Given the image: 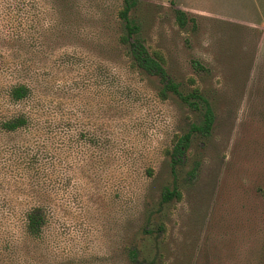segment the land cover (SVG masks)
Returning <instances> with one entry per match:
<instances>
[{
	"label": "rangeland",
	"instance_id": "1",
	"mask_svg": "<svg viewBox=\"0 0 264 264\" xmlns=\"http://www.w3.org/2000/svg\"><path fill=\"white\" fill-rule=\"evenodd\" d=\"M49 2L0 0V123L32 119L30 131L0 130V264H130L132 247L155 264H264V0H141L130 14L181 89L193 77L215 113L210 137L189 151L201 160L198 175L179 180L182 199L150 219L153 234L143 232L140 210L171 184L166 151L198 117L176 97L161 101L159 82L131 68L116 44L121 0H69L61 17ZM176 8L196 18L194 30L178 28ZM57 21L65 32L54 26L44 52L8 41ZM193 60L208 73H195ZM19 83L31 96L13 102L9 90ZM105 129L114 149L101 160L94 146ZM48 137L49 177L41 181L31 152ZM39 182L46 198L35 196ZM38 203L49 220L32 238L25 212Z\"/></svg>",
	"mask_w": 264,
	"mask_h": 264
},
{
	"label": "trees",
	"instance_id": "2",
	"mask_svg": "<svg viewBox=\"0 0 264 264\" xmlns=\"http://www.w3.org/2000/svg\"><path fill=\"white\" fill-rule=\"evenodd\" d=\"M36 2L37 0H30ZM48 1V0H39ZM53 10L57 12L58 17H61L60 10L63 9L69 0H49ZM141 0H121V8L116 11V18L121 22L123 26V33L119 34L116 38V44L119 48H123L126 57L129 60L130 66L135 71L137 70L140 74L155 78L160 88L157 90V97L161 101H165L169 97H176L191 114L198 117L197 121L189 123L188 128L181 134H174L171 140V146L166 151L168 158V170L169 175L172 178L170 185H166L160 192L158 202L151 208H141L139 214L145 216L147 222L144 224L143 232L145 234H153V229H149L150 219L154 215H159L160 219L163 216V210L166 206L174 202H178L182 199V192L180 190L179 180L184 179L189 182L198 175V171L201 165V160L198 157H193L192 160L189 158V151L195 140H205L211 135L213 124L215 121V113L213 105L208 96L197 86L196 80L193 77L187 79L190 89L183 91L181 85L176 82L173 77L169 74L166 69V60L160 51L150 52L145 46L144 42L139 38L140 26L137 21H134L130 14L132 11L137 9ZM62 5V6H61ZM174 20L178 28L182 31L187 30L191 27L194 30L197 26L196 18L188 16L186 12L178 8L173 10ZM28 15V13H27ZM44 17L45 14L38 12V16ZM44 15V16H43ZM27 18L29 24H36L32 22L31 18ZM40 25V22L38 23ZM42 30L38 28L34 29L35 26H31L30 30H23L17 34H10L8 41L12 42L18 47L23 49L24 52L30 53L37 45H40V49L44 52L47 48V43L52 40L54 34L52 31L60 26V34L65 32L66 26H63L61 22H55L50 27L46 23L42 24ZM54 29V30H55ZM35 51V50H34ZM191 67L195 73H208V70L197 60L191 62ZM106 76L104 75V81ZM31 88L24 83L13 85L9 90L10 99L13 102H22L28 100L31 96ZM32 126V119L25 115L19 114L14 115L10 118L3 120L0 123V130L4 133L14 134L23 133L30 131ZM110 128V127H109ZM82 137V136H80ZM81 139V138H80ZM82 140V139H81ZM52 141L51 137L48 139H42L36 142L37 145L32 150V161L31 164L35 169V175L41 181L46 180L49 176L48 164L44 162V158H48L49 145ZM114 134L109 129H105L100 136L95 140L94 148L99 151L100 159L105 160L110 157L114 147ZM82 143V142H81ZM79 143L75 146L76 149H82L79 153L76 151V155L84 154V150H88L90 146L88 141L82 145ZM27 157V156H24ZM192 161L191 166H188V162ZM99 162V161H98ZM93 168L95 170V163ZM87 166V173L93 172L94 170ZM189 167V168H187ZM146 174L149 178H152L154 172L152 169H147ZM43 183L39 182L35 191V196L46 198L47 197V185L42 186ZM152 209V210H151ZM49 220V210L47 205L38 203L31 206L25 212V231L29 237L37 238L40 237L44 228L46 227ZM157 233H162L165 230V223L160 221L156 224ZM127 260L130 264H155V261L142 258L140 251L137 247L128 249Z\"/></svg>",
	"mask_w": 264,
	"mask_h": 264
}]
</instances>
